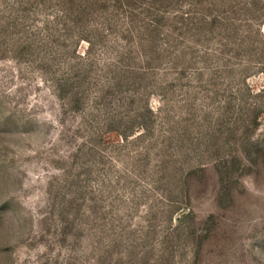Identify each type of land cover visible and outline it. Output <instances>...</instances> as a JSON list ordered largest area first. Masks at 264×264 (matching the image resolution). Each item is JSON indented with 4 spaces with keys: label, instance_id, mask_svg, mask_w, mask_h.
<instances>
[{
    "label": "rangeland",
    "instance_id": "374dc122",
    "mask_svg": "<svg viewBox=\"0 0 264 264\" xmlns=\"http://www.w3.org/2000/svg\"><path fill=\"white\" fill-rule=\"evenodd\" d=\"M0 264H264V0H0Z\"/></svg>",
    "mask_w": 264,
    "mask_h": 264
}]
</instances>
